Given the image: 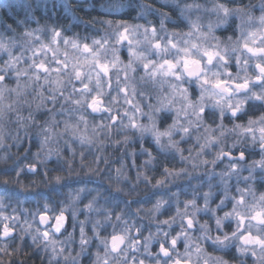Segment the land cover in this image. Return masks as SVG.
<instances>
[{"label":"clouds","instance_id":"1","mask_svg":"<svg viewBox=\"0 0 264 264\" xmlns=\"http://www.w3.org/2000/svg\"><path fill=\"white\" fill-rule=\"evenodd\" d=\"M0 264H264V0H0Z\"/></svg>","mask_w":264,"mask_h":264}]
</instances>
